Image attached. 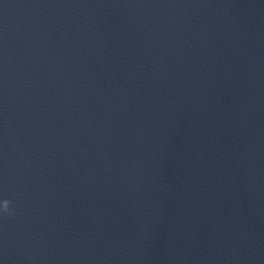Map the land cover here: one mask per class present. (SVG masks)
I'll list each match as a JSON object with an SVG mask.
<instances>
[{
	"label": "water",
	"instance_id": "obj_1",
	"mask_svg": "<svg viewBox=\"0 0 264 264\" xmlns=\"http://www.w3.org/2000/svg\"><path fill=\"white\" fill-rule=\"evenodd\" d=\"M4 199L0 264H264V0H0Z\"/></svg>",
	"mask_w": 264,
	"mask_h": 264
},
{
	"label": "clouds",
	"instance_id": "obj_2",
	"mask_svg": "<svg viewBox=\"0 0 264 264\" xmlns=\"http://www.w3.org/2000/svg\"><path fill=\"white\" fill-rule=\"evenodd\" d=\"M13 215L14 213L12 210V201L8 199L0 201V217L8 216L11 218Z\"/></svg>",
	"mask_w": 264,
	"mask_h": 264
}]
</instances>
